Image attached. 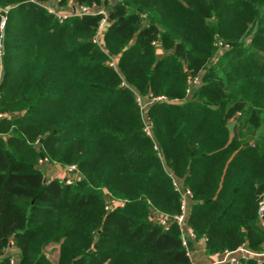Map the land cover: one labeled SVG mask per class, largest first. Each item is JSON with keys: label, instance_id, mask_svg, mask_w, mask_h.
Listing matches in <instances>:
<instances>
[{"label": "trees", "instance_id": "trees-1", "mask_svg": "<svg viewBox=\"0 0 264 264\" xmlns=\"http://www.w3.org/2000/svg\"><path fill=\"white\" fill-rule=\"evenodd\" d=\"M72 1L0 0V264L13 249L18 264H193L178 225L154 218L181 214L174 181L206 255L261 251L264 0H76L107 10L105 52L102 15L62 22L39 5ZM136 94L167 99L148 111L164 161ZM43 159L81 179L45 183Z\"/></svg>", "mask_w": 264, "mask_h": 264}, {"label": "built area", "instance_id": "built-area-1", "mask_svg": "<svg viewBox=\"0 0 264 264\" xmlns=\"http://www.w3.org/2000/svg\"><path fill=\"white\" fill-rule=\"evenodd\" d=\"M123 0H110V3L112 5H118L122 3ZM32 2L36 3L35 0H32ZM40 6H43L51 15L56 16V18L60 20H65L67 18L72 17H85V16H93V15H102L103 20L101 22L98 34L94 40L95 43H98L100 45V40L103 37V34L105 33L106 27L109 23L108 19V12L106 9L103 10H97V6H78L73 8L70 12H63L61 8L57 7V4H39ZM70 6V5H69ZM69 8V7H68ZM4 21L6 19L4 18ZM5 23H2V26H4ZM222 45V44H221ZM116 62L113 61L111 67H115ZM1 82V77H0ZM123 86H127V84L124 82ZM190 93V90L188 91ZM138 99H141L143 101L144 109L145 107L148 108V106L153 105L154 103L158 102H165L167 99L165 97H154L152 95H149L147 98H143L138 94ZM140 101V100H139ZM5 114H0V119L6 117ZM143 123L145 124L144 132L149 136L150 138L153 136L152 134V127L150 125L152 124L150 118H146V120H143ZM40 164H42V160L40 161ZM68 172L70 174H74L77 172L76 167H71L68 169ZM71 180V179H70ZM69 180V181H70ZM74 180V179H73ZM174 185L176 190L181 194L182 197V207H181V214L174 216L173 218H170L168 216L164 215H156L154 218L158 220V222L164 226L166 229L169 228V225L173 222H175L182 234V243L185 249L187 250L188 256L191 258V250H190V242L196 240V235L191 229V227L188 225V217H189V201L192 199V193L190 190L183 189L178 182L174 181ZM116 204L115 200H111L110 206L111 208ZM259 217L263 219L264 217V197L262 198L260 204H259ZM262 226L264 227V222L262 221ZM13 255V254H12ZM215 257L217 260L213 264H240L244 261L254 260L258 264H264V246L261 251H253L251 250L246 244L238 247L236 250L232 251H225L221 254H216ZM11 264H17L15 261V258L11 257Z\"/></svg>", "mask_w": 264, "mask_h": 264}, {"label": "rangeland", "instance_id": "rangeland-1", "mask_svg": "<svg viewBox=\"0 0 264 264\" xmlns=\"http://www.w3.org/2000/svg\"><path fill=\"white\" fill-rule=\"evenodd\" d=\"M50 14V13H49ZM54 16V15H53ZM55 18H56V16H54ZM1 18H2V20H1V22L3 23H5L6 21H4V16H1ZM6 19V18H5ZM68 19H70V18H67V19H65V20H60V19H58L57 18V20H60V21H66V20H68ZM2 23H1V25H0V32H1V36H0V39H3V37H4V29H5V25L4 26H2ZM103 36H104V34H103ZM96 38V37H95ZM94 40L95 39H93L92 41H93V43H95L94 42ZM222 44V45H221ZM95 45H97L102 51H104L105 52V46L103 45V44H101L100 43V45L98 44V43H95ZM219 48H221V50H223L224 51V53H226V52H228V51H230V49H231V47L229 46V45H224L223 44V42L220 40V41H218V43L216 44ZM3 54H4V50H3V44H1V47H0V55H2L3 56ZM107 56H108V60H107V62H106V65L108 66V67H110V68H112V69H114L121 77H122V79H123V76H122V74L120 73V70H119V68H118V59H117V57H114V56H110L108 53H107ZM163 55H160L159 54V57H162ZM115 60V62H116V66L115 67H111V65H112V63H113V61ZM190 83H193L192 84V86H191V89H190V93H188L189 94V96H191V94L194 92V91H196L197 90V88L201 85V79L199 78V77H197V78H195L193 81H190ZM124 84V82L122 83V85ZM127 84V83H126ZM125 87H127V88H129V85H127V86H125ZM140 100V101H139ZM136 102H137V104H138V107H139V111H140V114H141V118H142V120H146V118H150V116H149V114H148V111H149V109L151 108V106H148V108L147 107H145V109H146V111L144 110L143 111V109H144V105H143V101H141V99H138V94H136ZM152 122V121H151ZM144 127H145V124H144ZM150 127H152V129H151V131H152V134H153V136L151 137V140H152V142H153V144H154V150L158 153V155H159V158L162 160V161H164V158H163V155H162V153L161 152H159V146H158V144H157V142H156V140H155V138H154V129H153V123L150 125ZM230 127H231V129H233V124H231L230 125ZM147 135V134H146ZM149 137V136H148ZM252 144H253V142H252ZM37 148H39L40 146H41V144L38 142L37 143ZM49 165H55V164H51L50 163V161L48 160V159H43L42 160V164H40V169H42V170H44L47 166H49ZM71 167H76L77 168V166L76 165H72V166H69V167H67L66 169H67V171H68V169L69 168H71ZM69 173V172H68ZM70 174V173H69ZM70 175H72L71 177H72V179L70 180V181H65L64 180V183L65 184H75L76 183V181L77 180H80L81 179V173H80V171H78V168H77V172H75L74 174H70ZM52 178V177H51ZM48 179V177H47V179L49 180V181H52V180H54V179ZM74 179V180H73ZM185 190H188V189H185ZM110 203H111V199L110 198H108V206H107V210L109 211V210H111V206H110ZM261 226H262V223H261ZM263 227V226H262ZM263 229H264V227H263ZM14 250H16V249H14ZM17 251V250H16ZM58 251H59V246L57 245L56 247H54V248H49V249H47L46 250V253L49 255V257H50V259L52 260V261H57V259H58V257H59V253H58ZM17 253H18V251H17ZM14 258L15 257H18L17 255L16 256H13ZM16 261V260H15ZM19 263V261L17 262V264Z\"/></svg>", "mask_w": 264, "mask_h": 264}, {"label": "crops", "instance_id": "crops-1", "mask_svg": "<svg viewBox=\"0 0 264 264\" xmlns=\"http://www.w3.org/2000/svg\"><path fill=\"white\" fill-rule=\"evenodd\" d=\"M57 4V3H56ZM79 5L77 4V1L74 0L70 3L69 8L61 9L63 12H70L73 10V8L78 7ZM59 8V6L57 5ZM105 9L102 6H97V10H103ZM101 44H103V37L100 40ZM104 45V44H103ZM43 172L46 174L48 179H55V178H60L62 180H67L69 181L72 179V175H70L67 171V169H62L59 165H49L47 166ZM206 239L197 241L190 242V250H191V260L193 264H213L217 258L215 255L213 256H208L206 255ZM10 254H13V256L17 255L16 250H11ZM16 263L19 261L18 257H15Z\"/></svg>", "mask_w": 264, "mask_h": 264}, {"label": "water", "instance_id": "water-1", "mask_svg": "<svg viewBox=\"0 0 264 264\" xmlns=\"http://www.w3.org/2000/svg\"><path fill=\"white\" fill-rule=\"evenodd\" d=\"M44 173V172H43ZM45 174V173H44ZM46 175V174H45ZM47 176H45V179H44V182L46 183L47 182Z\"/></svg>", "mask_w": 264, "mask_h": 264}]
</instances>
